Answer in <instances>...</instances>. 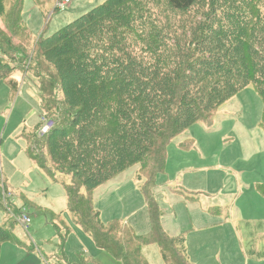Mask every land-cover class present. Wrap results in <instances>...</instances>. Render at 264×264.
Returning a JSON list of instances; mask_svg holds the SVG:
<instances>
[{
	"label": "trees",
	"instance_id": "obj_1",
	"mask_svg": "<svg viewBox=\"0 0 264 264\" xmlns=\"http://www.w3.org/2000/svg\"><path fill=\"white\" fill-rule=\"evenodd\" d=\"M24 3L0 0V81L18 92L14 72L34 78L42 115L55 122L40 139L41 119L22 132L28 156L70 176L68 210L99 249L123 264H151L143 250L156 245L165 264H188L184 234L162 228L157 175L174 139L251 85L264 130V0H106L49 36L32 32ZM135 166L152 226L142 235L103 223L93 200ZM12 239L0 226V257Z\"/></svg>",
	"mask_w": 264,
	"mask_h": 264
},
{
	"label": "rangeland",
	"instance_id": "obj_2",
	"mask_svg": "<svg viewBox=\"0 0 264 264\" xmlns=\"http://www.w3.org/2000/svg\"><path fill=\"white\" fill-rule=\"evenodd\" d=\"M71 1L65 11H57L54 0L43 8L25 0L23 19L40 24L38 32L45 29L49 36L106 0ZM12 77L22 87L19 92L0 81V226L13 233V239L3 243L0 264H66L63 252L71 264H82L83 256L88 264H123L99 249L74 221L65 190L70 176L47 163L51 175L28 156L31 148L22 132H33L41 119L40 92L36 80L24 78L22 71ZM261 101L251 85L222 106L209 123L191 127L168 147L166 171L157 175L153 193L162 210L164 231L171 237L184 234L188 264H264ZM138 169H129L93 193L103 223L119 220L134 228L132 222H150ZM17 209L31 216L28 230L18 223ZM175 231L179 234L168 233ZM149 248L151 264H165L159 248Z\"/></svg>",
	"mask_w": 264,
	"mask_h": 264
},
{
	"label": "built area",
	"instance_id": "obj_3",
	"mask_svg": "<svg viewBox=\"0 0 264 264\" xmlns=\"http://www.w3.org/2000/svg\"><path fill=\"white\" fill-rule=\"evenodd\" d=\"M71 2V0H56L55 9L57 11H65L70 6ZM42 123L43 124H41L42 126L38 131L39 139L45 137L55 126V122L53 120L44 117L42 119ZM7 196L9 199H12L11 194H8ZM17 221L25 230H28L32 222V218L27 211L23 209L17 214Z\"/></svg>",
	"mask_w": 264,
	"mask_h": 264
},
{
	"label": "crops",
	"instance_id": "obj_4",
	"mask_svg": "<svg viewBox=\"0 0 264 264\" xmlns=\"http://www.w3.org/2000/svg\"><path fill=\"white\" fill-rule=\"evenodd\" d=\"M94 1V3H98V1H103V0H93ZM73 2V1H72ZM72 2H71V5H72ZM70 5V6H71ZM36 6V5H35ZM81 11H85V8H83L82 7V10ZM38 11H37V9H34V11H33V13L34 14H36ZM38 15V14H37ZM29 22H26L28 25H30L29 27L31 28V30H32V32L35 34L36 32H38L39 30H40V28H38L39 27V25H37L34 21H30V20H28ZM31 22H32V25H31ZM34 28V30H33V28ZM41 33L42 32H38V35L37 36H39V35H41ZM36 35V34H35ZM20 89H22V87H20ZM19 92V91H18ZM41 118V120L43 119V115L40 117ZM117 178V177H116ZM115 178V179H116ZM114 179V180H115ZM114 180H112V181H114ZM112 181H110L109 183H111ZM109 183H107V184H109ZM107 184H105V185H107ZM104 185V186H105ZM102 187V186H101ZM168 187V186H167ZM167 187H165V188H167ZM96 192V191H95ZM95 192H94V194H95ZM147 220H148V218L147 217H145ZM149 221V220H148ZM150 223V222H149ZM149 223L147 222V223H139V222H136V223H134V222H132V224L134 225V228H135V231L137 232V234H147L148 233V231L150 230V227H151V223H150V225H149ZM162 223H163V221H162ZM127 225H129V224H127ZM130 226V225H129ZM165 226V225H164ZM170 235H178L179 234V232L178 231H175V232H168ZM182 235V234H181ZM150 250H152V249H150L149 247H146V248H144V250H143V253H144V255H145V257L147 258L146 260H148L149 262H150V260H149V257H148V255H147V252L148 251H150ZM152 253L154 252V251H151ZM155 253V252H154ZM67 259V260H66ZM72 259V258H71ZM80 260H81V262H82V264H88L89 263V261L90 260H88L85 256H83V257H81L80 258ZM64 261L66 262V264H71V263H68L67 261H68V257H67V255H66V257H65V254H64ZM73 263V262H72ZM151 263V262H150ZM73 264H76V263H73Z\"/></svg>",
	"mask_w": 264,
	"mask_h": 264
},
{
	"label": "bare ground",
	"instance_id": "obj_5",
	"mask_svg": "<svg viewBox=\"0 0 264 264\" xmlns=\"http://www.w3.org/2000/svg\"><path fill=\"white\" fill-rule=\"evenodd\" d=\"M30 231V230H29Z\"/></svg>",
	"mask_w": 264,
	"mask_h": 264
}]
</instances>
